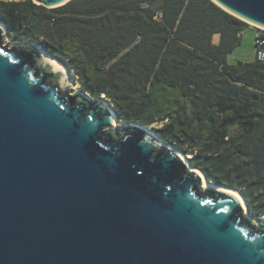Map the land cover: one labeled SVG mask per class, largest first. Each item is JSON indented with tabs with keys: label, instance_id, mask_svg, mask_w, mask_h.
Wrapping results in <instances>:
<instances>
[{
	"label": "water",
	"instance_id": "obj_1",
	"mask_svg": "<svg viewBox=\"0 0 264 264\" xmlns=\"http://www.w3.org/2000/svg\"><path fill=\"white\" fill-rule=\"evenodd\" d=\"M211 1L264 30V0ZM3 31L0 264H264V225L232 189L202 187L204 174L140 123L116 133L108 99L71 96L40 46L7 47Z\"/></svg>",
	"mask_w": 264,
	"mask_h": 264
},
{
	"label": "trees",
	"instance_id": "obj_2",
	"mask_svg": "<svg viewBox=\"0 0 264 264\" xmlns=\"http://www.w3.org/2000/svg\"><path fill=\"white\" fill-rule=\"evenodd\" d=\"M0 24L69 68L91 98L105 96L121 123L157 124L207 181L239 192L264 218V64L227 63L250 25L211 0H72L55 9L0 0Z\"/></svg>",
	"mask_w": 264,
	"mask_h": 264
},
{
	"label": "rangeland",
	"instance_id": "obj_3",
	"mask_svg": "<svg viewBox=\"0 0 264 264\" xmlns=\"http://www.w3.org/2000/svg\"><path fill=\"white\" fill-rule=\"evenodd\" d=\"M6 1H20V0H6ZM3 38L5 39V45L7 47L10 46V43L12 42H16L17 40H15L14 38H12L7 31H3L2 33ZM255 39H256V35H255V29L251 26L250 28H246L242 34V40H241V44L239 45V47L228 56L227 58V63L229 65H236L239 62L242 63H253L256 61V54H255ZM220 41V37L219 36H215L214 37V43L218 44ZM71 78L73 79V82L71 84L70 80V86L67 88V91H69V94L73 97H78L79 95H81L82 93V89H81V85L77 80V77L71 72ZM91 98V97H90ZM102 98H105V96H103ZM93 99V98H92ZM101 99V98H100ZM98 99V100H100ZM94 100V99H93ZM96 101V100H95ZM133 124H123L120 122V119L118 118V127L115 128V132L116 133H121L122 129L125 127H130ZM147 127V126H146ZM159 126H157V124L151 126V127H147L152 131H155L156 128H158ZM166 145L174 148L172 145L167 144L166 142H164ZM175 149V148H174ZM180 152V151H179ZM183 156H185L187 158V161L189 162L190 158H192L193 154L192 153H188L185 154L183 152H180ZM190 163V162H189ZM235 191V190H233ZM237 192V191H236ZM239 193V192H237ZM240 194V193H239ZM245 211V215L247 216H252V219L255 222V225L258 226H263L264 225V218H260L258 216H254L253 214H251V212L247 209H244Z\"/></svg>",
	"mask_w": 264,
	"mask_h": 264
},
{
	"label": "bare ground",
	"instance_id": "obj_4",
	"mask_svg": "<svg viewBox=\"0 0 264 264\" xmlns=\"http://www.w3.org/2000/svg\"><path fill=\"white\" fill-rule=\"evenodd\" d=\"M45 59L47 60V62H49L51 64V66L53 67L54 70L61 72L64 75V79L65 78L69 79L71 84H72L73 79L70 77L71 75L68 73V71L61 64H59L56 60H53L49 56H46V55H45ZM112 113H113V126L118 127L117 117H116L114 112H112ZM181 156H182V159H184L185 162L190 166V168L192 170H195L188 163L187 158L185 156H183L182 154H181ZM201 176L203 177L202 187H204V188H208V187L215 188V186L211 182L207 181L202 174H201ZM222 190L232 194L235 197H237L239 199V201L241 202L243 208L247 210L246 202H245L244 198L241 196V194L237 193L236 191L229 190V189L222 188Z\"/></svg>",
	"mask_w": 264,
	"mask_h": 264
},
{
	"label": "built area",
	"instance_id": "obj_5",
	"mask_svg": "<svg viewBox=\"0 0 264 264\" xmlns=\"http://www.w3.org/2000/svg\"><path fill=\"white\" fill-rule=\"evenodd\" d=\"M255 29L257 31L255 39L256 60L264 64V30Z\"/></svg>",
	"mask_w": 264,
	"mask_h": 264
},
{
	"label": "crops",
	"instance_id": "obj_6",
	"mask_svg": "<svg viewBox=\"0 0 264 264\" xmlns=\"http://www.w3.org/2000/svg\"><path fill=\"white\" fill-rule=\"evenodd\" d=\"M251 27V26H250ZM250 27H248V28H250ZM254 28V27H253ZM255 29V28H254ZM257 34V31H256V29H255V35Z\"/></svg>",
	"mask_w": 264,
	"mask_h": 264
}]
</instances>
